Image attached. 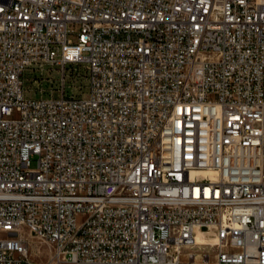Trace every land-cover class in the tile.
Here are the masks:
<instances>
[{
    "label": "built area",
    "instance_id": "built-area-1",
    "mask_svg": "<svg viewBox=\"0 0 264 264\" xmlns=\"http://www.w3.org/2000/svg\"><path fill=\"white\" fill-rule=\"evenodd\" d=\"M46 64L61 94L26 98ZM69 64L86 96H65ZM197 245L264 264V0H0V264H184Z\"/></svg>",
    "mask_w": 264,
    "mask_h": 264
},
{
    "label": "rangeland",
    "instance_id": "rangeland-1",
    "mask_svg": "<svg viewBox=\"0 0 264 264\" xmlns=\"http://www.w3.org/2000/svg\"><path fill=\"white\" fill-rule=\"evenodd\" d=\"M64 74L60 65L46 64L44 67L32 65L27 68L23 75L24 91L26 98L40 99L58 97L63 87ZM90 91L89 78L87 74L86 64L67 65L65 75V96H86ZM33 166H36L34 161ZM25 235L29 240L32 248L31 257L37 263H43L47 257V247L40 239L31 235L29 231H25ZM42 248L43 254L37 256L34 252L37 248ZM212 253V249H207ZM192 252L193 255L188 254ZM184 264H217L213 256L210 260L204 259V245H197L192 249L184 251Z\"/></svg>",
    "mask_w": 264,
    "mask_h": 264
},
{
    "label": "bare ground",
    "instance_id": "bare-ground-1",
    "mask_svg": "<svg viewBox=\"0 0 264 264\" xmlns=\"http://www.w3.org/2000/svg\"><path fill=\"white\" fill-rule=\"evenodd\" d=\"M225 16L213 17V25H224ZM193 64L195 65H210V58L206 57V53H198V57H193ZM198 241L204 239V233L197 234Z\"/></svg>",
    "mask_w": 264,
    "mask_h": 264
}]
</instances>
